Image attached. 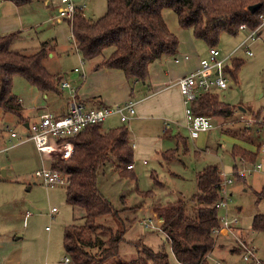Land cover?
I'll return each instance as SVG.
<instances>
[{
	"label": "rangeland",
	"instance_id": "374dc122",
	"mask_svg": "<svg viewBox=\"0 0 264 264\" xmlns=\"http://www.w3.org/2000/svg\"><path fill=\"white\" fill-rule=\"evenodd\" d=\"M82 4L85 5L83 15L89 20L100 18L107 8L106 0H84ZM6 6L20 13L21 17L16 28V31H19L18 37L21 38L14 39L11 49L34 52L40 44L53 42L55 57H46L43 64L57 78L62 76L70 80L71 74L75 75L74 67H79L74 55V40L69 24L66 20L55 22L59 2L48 4L46 0H31L19 9L9 3L0 2L1 10ZM3 11L8 12L6 9ZM248 34V31H239L235 36L222 33L216 45L220 57L231 55V60L241 63L234 78L227 73L228 89L216 93L222 102L234 106L231 117H212V128L200 133L196 140H191L186 129L180 127V135L186 138L185 146L182 142L179 145L174 140H164L163 150H170L164 155L167 160L154 153L143 156L141 160L133 158L134 168L128 172L130 176H122L118 169H115V162L106 163L100 170L98 188L118 212L126 227L124 241L119 248V256L125 261L136 260L143 248H149L154 251L163 249L167 255V263L178 264L163 233L146 229L140 222L143 218L152 217L150 211L153 208L154 215L157 216L159 208L180 199L185 200L187 208H190V200L198 192L196 177L210 165L217 166L223 176L233 180L232 184L227 186L226 212L229 218L238 220L240 242L232 238L216 239V247L228 249L231 254L215 250L208 256L206 263L252 264L243 261V255L250 248H254L255 261L261 264L264 261V232L250 230L252 218L264 214V199L257 196L258 192L264 190V175L252 170V164L249 163L253 161H246L247 164L242 165L240 161L234 162L231 155L233 147L237 145L257 151V161L264 159V128L246 122L249 117L253 119L252 113L264 108V25L253 40H246ZM197 43L202 47L200 52L208 51L209 47L204 42ZM248 52L251 55H248ZM226 65L233 69L232 61H228ZM13 81V93L18 95L21 92L18 85L24 81L19 76H15ZM112 120L115 124H120L116 118ZM128 122L122 124L131 130ZM6 126L17 135L26 131L16 117L0 109V131L6 130ZM168 128L174 130L175 126L170 125ZM234 164L238 173L244 167L249 170L245 179L240 180L234 175ZM42 167L49 169L50 162L37 152L31 141L23 142L19 147L0 155V171L6 170L5 175L0 173L2 237L14 234V230L21 231L23 219L20 216L25 212L31 215L27 222L38 240L44 239L48 227L52 232L59 233L62 243L64 228L72 223L80 224L82 211L67 205L65 187L47 188L35 178L34 172ZM53 208L59 211V214L56 211L52 213ZM224 214V210L219 211V216ZM114 221L112 216L98 218V223L106 226L116 225ZM241 228L250 234L245 235Z\"/></svg>",
	"mask_w": 264,
	"mask_h": 264
},
{
	"label": "trees",
	"instance_id": "16d2710c",
	"mask_svg": "<svg viewBox=\"0 0 264 264\" xmlns=\"http://www.w3.org/2000/svg\"><path fill=\"white\" fill-rule=\"evenodd\" d=\"M9 1L18 6L31 0ZM103 16L96 20L86 19L82 10L75 9L73 18L66 20L78 53L84 60L100 57L111 49V54L97 68L117 69L128 81L146 82L148 66L163 57H174L179 40L169 31L162 13L170 10L178 25L189 30L195 40L209 48L216 47L219 36L226 33L235 36L239 27L255 29L264 13V0H106ZM260 4L256 12L250 5ZM18 32L0 35V109L23 122L22 108L12 93L15 76L22 77L43 93L56 92L57 79L43 66L50 51V43H42L34 52L16 51L11 44ZM232 61V70L226 63ZM223 68L225 76L233 78L241 63L228 60ZM233 108L222 102L215 92L200 93L191 102L194 115L226 119L233 115ZM252 113L255 126L264 128L261 110ZM63 116V115H62ZM248 131L247 128H244ZM74 146L67 160L53 159L50 169L69 178L65 187L66 203L82 211L80 224L72 223L64 228L63 249L69 258L67 264H168L163 249L154 251L143 248L138 258L127 263H113L119 256L124 241L125 224L118 212L101 194L97 179L106 163L115 162V169L122 176H130L125 169L133 164L130 133L125 125L103 130L102 124L90 125L70 139ZM170 152V151H169ZM175 152V151H174ZM231 155L234 162H257L258 153L235 145ZM165 159V157H163ZM167 160V159H165ZM237 169L236 164L233 171ZM220 171L217 166H207L196 177L198 192L187 208L185 200L168 203L159 208L157 216L163 219L161 230L166 234L171 253L178 264H207L208 256L216 247L213 236L219 224V210L215 204L221 199ZM264 199V190L257 193ZM112 216L116 225L98 223V218ZM251 226L264 232V214L255 215ZM264 264V261L262 262Z\"/></svg>",
	"mask_w": 264,
	"mask_h": 264
},
{
	"label": "crops",
	"instance_id": "0c3cea01",
	"mask_svg": "<svg viewBox=\"0 0 264 264\" xmlns=\"http://www.w3.org/2000/svg\"><path fill=\"white\" fill-rule=\"evenodd\" d=\"M73 1L76 5L84 3V0ZM0 2L2 4L9 3L17 9L27 5L18 6L9 1ZM51 2L54 1L46 0L48 4ZM61 7L62 5L60 4L59 9ZM5 9L8 10L7 13L3 11ZM3 10L0 9V35L12 32L19 33L16 28L19 25V18H21L20 13H16L9 6H6ZM162 16L169 31L179 40L178 50L174 57H163L152 62L148 66L149 75L146 82L128 81L124 73L117 69L97 68L111 54V49L104 51L100 57L84 60L78 53L75 43H73L74 55L77 58V67L79 69L76 66L74 67L73 74L75 75L71 74L70 80L62 76L57 78L43 64L45 69L59 83L56 92L43 93L21 77L24 82L18 85L21 92L17 95L13 93L15 88L13 81L12 93L17 97L22 108L23 122L18 120V118L17 120L22 123L26 131L22 135H17L16 138H11L7 130H1L0 150L2 152L0 155L7 153L8 150L11 151L17 146L19 147L21 143L18 142V139L28 134V126L37 122L41 115L46 113L54 116L65 115L70 103V89L76 92L77 99L83 102L87 108L101 106L113 108L129 99L136 102L135 114L128 120V124L132 128L131 130L128 128V130L133 149V158L136 160H141L143 156L153 153L163 158L165 153L170 151L163 150L164 140H174L179 145L182 142V145L185 146L186 138L179 133L180 127L185 128V105L183 97L174 83L177 79L197 69L199 62L208 56V51L200 52L202 47L198 45V40L192 37L190 31L184 30L178 25L176 16L172 11L164 10ZM60 21L57 12L55 22L60 23ZM240 31L244 32L247 30ZM20 38L18 37V39ZM50 44V51L47 57L54 58V43L51 42ZM204 54H206L205 57H203ZM75 69H78V71L75 72ZM61 81H67L70 84V88H60ZM217 91L222 92V90H214L213 92L217 93ZM239 108L243 110L242 107ZM113 118H116L120 124H115L116 122L112 120ZM122 125L118 117L113 115L102 124V129L109 130ZM170 125L175 126L174 130L168 128ZM173 131L175 132L172 135ZM47 160L51 162L48 158ZM0 173L5 175L6 170L3 169ZM150 212H152L153 216L155 209L153 208ZM56 213L59 214V211H56ZM30 216L28 212L21 213L20 217L23 220L20 232L14 230V234L4 237L1 236L3 234H0V264H63V259L66 256L63 249V241L62 243L60 242L59 233H54L46 227L47 231L44 239L39 238L40 240H38L35 233L29 229L27 220H29ZM52 218H54L53 215ZM163 235L167 237L166 234L163 233ZM42 241L43 244H41ZM215 250L230 253L228 249L215 247L213 251ZM120 262L127 263L120 256L113 259V263Z\"/></svg>",
	"mask_w": 264,
	"mask_h": 264
},
{
	"label": "built area",
	"instance_id": "2783aa9c",
	"mask_svg": "<svg viewBox=\"0 0 264 264\" xmlns=\"http://www.w3.org/2000/svg\"><path fill=\"white\" fill-rule=\"evenodd\" d=\"M58 1L62 7L58 11L59 20H71L73 18L75 9L83 10L84 4L76 5L73 0H51ZM260 23L253 30H247L245 25L239 27L240 30H247L249 32L246 40H253L261 27L264 25V13L260 15ZM243 45V44H242ZM248 55H251L248 52ZM231 56L220 57V51L217 47L209 48L208 56L199 62L198 68L191 71L187 75L176 80L174 85L178 88L183 102L185 105L184 118L185 128L189 134L190 139L198 138L200 133L207 132L212 128L211 119L206 116L194 115L191 110V102L200 93L213 92L214 90H226L229 87L228 80L223 72L225 63ZM177 62V60L175 59ZM75 72L78 69L74 70ZM60 88L68 89L70 84L67 81H61ZM136 102L132 99L127 100L121 105L110 107H94L87 108L86 105L79 101L76 97V92L70 89V103L68 111L63 116H54L46 113L39 117V120L28 126V134L19 138L18 142L23 143L31 141L34 143L37 152L45 158L52 161L55 158L60 160L69 159L74 150V146L70 139L77 133L82 131L85 127L96 124H103L109 117L116 115L121 123L128 121L135 114ZM260 117H264V109L260 112ZM255 118L249 117L246 122L249 124L255 123ZM11 138H16L17 134L6 128ZM2 150H0V153ZM242 165L247 164L246 161L240 160ZM252 164V170L264 175V159L259 160ZM133 164L127 165L126 169H132ZM246 167L238 173L236 170L234 175L240 180L245 179L246 173H248ZM36 179L40 180L47 188L67 187L69 185V178L66 175L61 174L58 171L41 169L34 172ZM220 195L221 199L215 204V207L220 211L224 210L225 214L219 216L218 227L214 230L213 236L216 239L224 238L240 242V228L238 227V220L236 218H229L227 214V186L231 185L233 180L227 178L220 173ZM56 210H51L54 213ZM141 225L150 230L159 231L163 219L153 215L152 217L141 219ZM251 232H254L252 226H250ZM239 231V232H238ZM241 231L246 235L250 234L245 229L241 228ZM254 248H250L243 255L244 262H252V264H261L259 261H255L253 258ZM69 262L68 257H64L63 264Z\"/></svg>",
	"mask_w": 264,
	"mask_h": 264
},
{
	"label": "water",
	"instance_id": "95a60500",
	"mask_svg": "<svg viewBox=\"0 0 264 264\" xmlns=\"http://www.w3.org/2000/svg\"><path fill=\"white\" fill-rule=\"evenodd\" d=\"M261 5L260 4H254V5H250L248 7V10L251 12V13H254L256 12L258 9H260Z\"/></svg>",
	"mask_w": 264,
	"mask_h": 264
}]
</instances>
